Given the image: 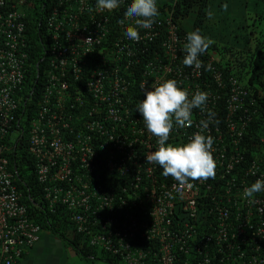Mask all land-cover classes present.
Returning a JSON list of instances; mask_svg holds the SVG:
<instances>
[{"label": "built area", "instance_id": "obj_1", "mask_svg": "<svg viewBox=\"0 0 264 264\" xmlns=\"http://www.w3.org/2000/svg\"><path fill=\"white\" fill-rule=\"evenodd\" d=\"M37 5L49 52L44 64L43 57L28 60L25 17L33 1L0 0V264L17 263L41 236L10 160L24 149L36 161L48 206H66L86 243L115 255L119 264H264V192L254 194L253 204L243 198L246 187L264 179V110L234 74L224 87L219 66L229 58L212 51L204 69L186 67V37H178L170 7L150 29H138L136 42L124 35V16L115 15L117 9L97 12L96 0ZM150 41L164 52L153 48L156 61L141 65ZM165 79L190 96L206 91V107L215 113L203 131L214 138L215 178L191 181L190 188L145 160L157 138L137 111L141 84L151 90ZM222 100L228 111L221 119ZM192 119L191 127H174L168 143H187L201 131L207 111L194 109Z\"/></svg>", "mask_w": 264, "mask_h": 264}, {"label": "clouds", "instance_id": "obj_2", "mask_svg": "<svg viewBox=\"0 0 264 264\" xmlns=\"http://www.w3.org/2000/svg\"><path fill=\"white\" fill-rule=\"evenodd\" d=\"M156 1L130 0L124 12V19L119 21L125 28L124 35L127 39L139 42L141 37L138 29H150L153 26L159 15L158 1ZM174 1L172 0L165 7H170ZM120 3L121 0H96L95 10L111 12L117 9ZM224 7L226 9L227 6ZM126 21L131 23L126 25ZM187 30L190 32L187 33V42L184 44L183 64L198 70L203 67L199 57L214 42L201 35L199 29L192 31V28H188ZM87 40L92 38L89 37ZM141 88L144 91V99L138 102L137 111L142 115L147 131L157 138L155 150L145 155L146 162L158 165L163 170L162 174L165 177L171 176L181 188L192 187L191 181L215 178L214 138L203 134L215 117V113L206 107L209 94L198 89L190 96L189 92L178 86L174 79L153 82L150 86L151 90L145 82L141 84ZM194 109L207 111V119L200 121L201 131L194 133L187 143L180 145L168 143L174 127L186 128L193 125ZM260 192H264V179H257L246 187L243 198L249 204H253L255 203L254 194Z\"/></svg>", "mask_w": 264, "mask_h": 264}, {"label": "trees", "instance_id": "obj_3", "mask_svg": "<svg viewBox=\"0 0 264 264\" xmlns=\"http://www.w3.org/2000/svg\"><path fill=\"white\" fill-rule=\"evenodd\" d=\"M33 1V9L25 17L26 20V30L29 37V49L28 60L35 63L40 58L43 57V64L48 57L49 52L47 51V46L42 44L45 38L42 35L44 31L43 22L39 25V15L37 11L39 0ZM157 2V1H156ZM173 4V5H172ZM170 8L173 9V17L177 19L180 24V28L177 29L178 37H186L187 27L182 24V19L187 17L191 11L195 12V17L192 22V31L199 29L200 34L205 36L204 26L207 13L209 10V0H175ZM246 5V4H245ZM159 15L157 18L161 19L164 13V5L157 2ZM250 6V5H249ZM127 6L125 4L120 5L117 10H115V15L119 18L124 16V12ZM43 17V16H42ZM41 29V30H40ZM187 32V33H186ZM245 31H237L235 38L230 39L229 43H220L218 41H213L208 48V50L202 54L199 59L203 63V69L205 68L206 62L211 55L212 51L219 53L224 59L229 58V62L225 61L222 66H219L220 71L223 75L224 87L229 88L230 83L228 80V74H234L238 79L243 81L250 88L251 94L248 97H252L256 100L260 110H264V42L260 43L256 41L252 43V39L246 37ZM207 38V37H206ZM42 44V46L40 44ZM144 46L150 49L149 53L142 57H145L140 61L141 65H144L146 60H154L156 55H153V48L159 49L157 53H163L162 45H153V41L147 42ZM153 46V47H152ZM47 53V54H46ZM153 55V56H152ZM185 56V55H184ZM182 56V58H184ZM96 58H100L99 55H95ZM43 64L40 65V69L43 70ZM211 85L219 90L218 86L213 82L212 76L210 74L204 75ZM202 78V77H201ZM32 80L29 77L28 80ZM45 81L44 79L41 80ZM41 82V85H42ZM42 88V87H41ZM257 90H262L261 93L257 94ZM249 92V93H250ZM225 99V97H223ZM227 105L224 100L218 106L217 114L221 119L227 114ZM254 122L248 127V136H253V126ZM25 144V143H24ZM10 160L12 164H15L18 171V177H15V184L18 191L21 194V201L24 202L31 212V216L35 218L36 222L39 223L42 230L46 229L57 236L62 238L65 245L72 249L77 255L83 258L85 261L95 262L101 261L107 264H119V259L115 255L108 251H100L94 245H88L86 243L85 237L81 232H78L76 227L71 222L69 216L70 211L66 206L61 204H56L50 208L47 201L43 198L42 184L38 181V176L36 175L34 158L27 151V149L21 150L17 155H11ZM35 201L36 205L32 202ZM94 207V205H92ZM102 213V211H100ZM143 249H147L149 246L147 243L142 242Z\"/></svg>", "mask_w": 264, "mask_h": 264}, {"label": "rangeland", "instance_id": "obj_4", "mask_svg": "<svg viewBox=\"0 0 264 264\" xmlns=\"http://www.w3.org/2000/svg\"><path fill=\"white\" fill-rule=\"evenodd\" d=\"M157 1L164 6L172 2V0ZM194 17L195 12L191 11L187 17L183 18L182 24L191 29ZM237 31H245L246 37L252 39V43L264 42V0H209V10L204 26L205 36L213 41L227 44L230 39L235 38L234 33ZM82 263L107 264L101 261L85 260Z\"/></svg>", "mask_w": 264, "mask_h": 264}, {"label": "crops", "instance_id": "obj_5", "mask_svg": "<svg viewBox=\"0 0 264 264\" xmlns=\"http://www.w3.org/2000/svg\"><path fill=\"white\" fill-rule=\"evenodd\" d=\"M82 259L65 245L62 238L44 229L39 241L26 249L15 264H83Z\"/></svg>", "mask_w": 264, "mask_h": 264}]
</instances>
